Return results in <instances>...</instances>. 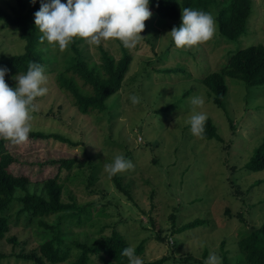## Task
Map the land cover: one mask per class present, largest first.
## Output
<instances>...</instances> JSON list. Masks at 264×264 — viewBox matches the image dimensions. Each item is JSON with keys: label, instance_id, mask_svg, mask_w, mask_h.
<instances>
[{"label": "rangeland", "instance_id": "rangeland-1", "mask_svg": "<svg viewBox=\"0 0 264 264\" xmlns=\"http://www.w3.org/2000/svg\"><path fill=\"white\" fill-rule=\"evenodd\" d=\"M252 1L253 11L245 31L231 41L220 36L214 19L211 39L177 48L168 32L179 26L180 17L173 21L153 17L150 8L152 15L144 22L142 38L132 48L115 38L94 45L74 37L75 46L89 62L98 61L101 48L118 57L123 46L132 57L124 82L107 100L106 110L83 114L56 86L50 67L44 68L43 86L48 91L34 99L31 131L58 133L69 141L28 136L26 142L16 144L5 139L14 157L9 171L25 175L33 184L57 173L65 177L67 170L59 168V161L76 158L82 163L74 165L71 173L79 171V175L72 182L66 181L70 191L63 194V199L69 201L71 195L82 205L110 201L107 215L101 217V223H107L102 233L114 227L130 247L143 241V251L137 255L143 264L163 256L169 259L162 264H205L213 252L222 260V250L227 251V264H236L240 258L236 253L238 234L264 221V169L247 168L264 138V84L247 85L226 76L224 107H218L212 104L201 76L218 70L229 51L264 45V0ZM15 4L16 0H0L7 11ZM209 12L214 18L215 9ZM70 44L60 49L45 40L43 46L59 62L64 50L74 52ZM23 45L19 32L0 21V53H20ZM130 95L139 97V103L133 104ZM193 97L203 98L204 103L193 105ZM194 111L212 120L222 140L192 134L187 120ZM118 154L134 164L133 169L116 173L130 198L115 187L112 174L105 169ZM88 159L98 167V176L89 188L85 186L91 166ZM17 211V206H12L10 212ZM171 213L175 214L176 226L195 218L206 223L171 233ZM53 219L51 215L46 220ZM13 222L11 233L18 234L20 240L29 239L25 250L43 240L44 229L35 222H26L23 216ZM72 229L79 239L95 236V227ZM4 249L9 251V244L4 243ZM189 254L199 261L177 262ZM95 262L101 264L97 259ZM3 264L30 263L10 257Z\"/></svg>", "mask_w": 264, "mask_h": 264}, {"label": "trees", "instance_id": "trees-1", "mask_svg": "<svg viewBox=\"0 0 264 264\" xmlns=\"http://www.w3.org/2000/svg\"><path fill=\"white\" fill-rule=\"evenodd\" d=\"M40 7V0L30 3V0H16V4L7 11L0 6V21L14 27L23 40V51L15 54L0 53V66L8 69L5 82L14 87L15 76L27 70L29 62H36L44 68L50 67L53 72L54 83L62 91L77 111L83 114L107 109V100L122 86L125 75L131 63V54L122 46L121 54L115 57L106 49H100L98 61L89 62L72 40L70 47L74 52L65 51L58 61L54 60L50 51L43 46L40 40L42 35L34 24V13ZM189 7L209 12L215 9L214 19L220 36L229 41L239 37L246 29L252 14V0H150L149 8L153 17L161 19H179L183 8ZM236 78L247 85L264 84V45L251 44L227 53L225 62L218 70L208 72L201 76L202 84L208 89L212 104L224 107L227 94L225 77ZM231 125L232 122L230 121ZM28 136L38 138H54L69 141L58 133H45L43 131H30ZM203 139L216 138L222 140L217 128L210 118L204 124ZM5 139H0V264L4 260L15 257L29 261L30 264H128V258L121 255L125 247H130L125 237L111 227L109 233H102L107 223H101V217L106 216V203L100 201L78 204L70 195L65 201L63 194L70 190L66 181L72 182L79 171H73L74 165H81L76 158H65L59 161V168L67 170L66 176L58 173L41 181L30 182L25 175H14L9 171V165L14 161L13 155L7 150ZM90 173L86 177L85 186L89 188L97 178L98 167L88 159ZM251 171L264 169V138L255 148L253 155L247 163ZM115 187L126 194L127 188L122 185L120 177L112 174ZM67 179V180H66ZM84 181V179H82ZM92 191L95 188L91 189ZM100 195L105 196L103 192ZM100 203L97 206V203ZM16 205L18 211L11 213L12 206ZM53 215L52 222L47 217ZM23 216L26 222H35L43 228V240L33 248L25 250L29 243L28 237L19 239L18 234L11 233L13 220ZM14 217V218H13ZM173 220L171 233H180L183 230L204 225L206 220L195 218L179 226L174 223L175 214H170ZM95 227L93 235L85 238L76 237L73 227ZM158 238L162 239L160 235ZM4 243L9 244L10 250L4 249ZM224 242L221 244V249ZM236 253L240 258L236 264H264V221L251 226L249 231L240 232L236 240ZM136 255L143 251V241L135 247ZM73 258L70 259L69 257ZM169 256L149 261L146 264H162ZM198 259L187 255L179 257L177 262H189ZM223 264L229 262L227 251L222 250Z\"/></svg>", "mask_w": 264, "mask_h": 264}, {"label": "clouds", "instance_id": "clouds-1", "mask_svg": "<svg viewBox=\"0 0 264 264\" xmlns=\"http://www.w3.org/2000/svg\"><path fill=\"white\" fill-rule=\"evenodd\" d=\"M36 3V0H30ZM150 0H40V7L34 13V24L42 34L40 40L65 49L74 37L100 45L102 40L118 39L124 47H134L142 38L144 22L150 18ZM215 32L214 18L210 12L185 7L181 11L180 24L168 34L175 47H190L206 42ZM8 69L0 66V139L19 144L28 140L31 131L30 113L36 111L34 99L47 93L44 67L29 62L24 73L15 76L16 84L10 87L5 82ZM133 104L139 97L130 95ZM193 105H202L203 98L193 97ZM207 115L193 112L187 120L193 135L204 133ZM134 168L131 160L123 154L116 155L105 165L109 174ZM121 255L128 258V264H143L133 247H125ZM205 264H222L221 257L210 253Z\"/></svg>", "mask_w": 264, "mask_h": 264}]
</instances>
